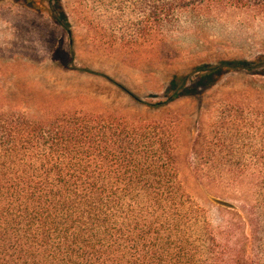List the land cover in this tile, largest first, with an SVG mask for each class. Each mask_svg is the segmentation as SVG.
Masks as SVG:
<instances>
[{"label": "trees", "instance_id": "1", "mask_svg": "<svg viewBox=\"0 0 264 264\" xmlns=\"http://www.w3.org/2000/svg\"><path fill=\"white\" fill-rule=\"evenodd\" d=\"M24 1L34 10L46 2L51 19L72 37L66 0ZM73 6L99 51L123 49L131 65L170 60L166 48L185 15L202 20L246 9L264 16V0H73ZM73 52L61 57L64 70L109 82L131 106L43 107L32 119L0 112V264H264V92L228 94L224 120L203 124L191 147L189 170L200 199L215 206L216 224L182 182V160L190 155L182 154L186 116L176 109L211 101L215 95L208 94L230 75L264 87L254 78L264 79V55L184 74L168 66L173 78L163 101L152 103L74 66ZM252 98L256 106L244 102ZM129 108L139 112L125 114Z\"/></svg>", "mask_w": 264, "mask_h": 264}, {"label": "rangeland", "instance_id": "2", "mask_svg": "<svg viewBox=\"0 0 264 264\" xmlns=\"http://www.w3.org/2000/svg\"><path fill=\"white\" fill-rule=\"evenodd\" d=\"M24 2L0 0V112H25L31 119L39 116L38 110L50 107L105 112L106 107L123 109L131 106L129 99L119 95L109 82L64 70L61 57L64 54L71 56V48L74 49V66L109 76L142 101L152 103L163 101L164 92L173 78L174 74L167 69L168 66L179 65L174 71L184 74L204 65H217L222 61H253L264 55V16L246 9L231 10L202 20L185 15L180 19L182 31L173 34L172 45L166 48L170 60L131 65L126 61L128 58L123 55V49L115 54L99 51L94 35L88 31L86 24L78 20V8H74L73 0H66L72 37L51 19L46 2L40 10L29 8ZM129 22V19L124 20L121 25ZM133 22L139 21L135 19ZM105 24L108 26V23ZM254 78L255 82H263L264 85V79ZM251 83L245 74L230 75L208 94L215 95L211 101L205 104L187 101L176 107L186 116L180 131L182 154L190 155L188 162L182 160L181 179L214 224L218 222V212L215 206L211 207L200 199L196 181L189 170H193L195 163L191 147L203 124L214 128L220 119L224 120L223 99L228 94L236 95L251 88L264 92L263 86L255 87ZM61 95L66 96V101L52 98ZM80 95L88 99L74 100ZM233 98L238 102L237 97ZM244 102L257 105L254 98ZM202 106L205 111L201 117ZM209 106L213 109L211 112L208 111L211 109ZM134 111L129 108L124 113L139 112ZM143 113L146 114V110ZM239 120L244 121L241 117ZM216 144L222 145L219 141ZM220 150L218 148V152ZM235 150L250 155L254 149L237 147ZM246 166L255 167L252 163Z\"/></svg>", "mask_w": 264, "mask_h": 264}]
</instances>
